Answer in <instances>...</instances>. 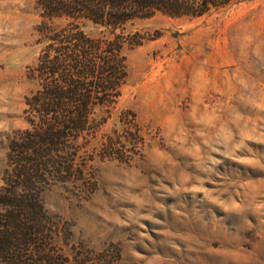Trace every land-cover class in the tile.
Here are the masks:
<instances>
[{
    "label": "rangeland",
    "instance_id": "obj_1",
    "mask_svg": "<svg viewBox=\"0 0 264 264\" xmlns=\"http://www.w3.org/2000/svg\"><path fill=\"white\" fill-rule=\"evenodd\" d=\"M38 3L0 0V191L40 87ZM85 29L123 36L127 76L117 103L96 111L85 181L43 193L50 254L65 264H264V0L159 13L114 34ZM107 138L119 155L103 152Z\"/></svg>",
    "mask_w": 264,
    "mask_h": 264
},
{
    "label": "trees",
    "instance_id": "obj_2",
    "mask_svg": "<svg viewBox=\"0 0 264 264\" xmlns=\"http://www.w3.org/2000/svg\"><path fill=\"white\" fill-rule=\"evenodd\" d=\"M234 0H39L45 43L33 74L39 89L26 98L28 128L12 140L0 191V259L6 264H65L45 245L49 186L85 181L86 155L96 138L98 108H112L126 81L124 38L94 37L89 24L112 34L161 13L203 16ZM70 21L54 27L53 20ZM115 138L104 153L119 155ZM88 148V149H87Z\"/></svg>",
    "mask_w": 264,
    "mask_h": 264
}]
</instances>
